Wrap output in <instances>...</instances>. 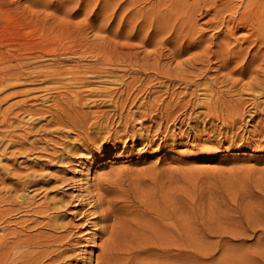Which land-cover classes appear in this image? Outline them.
I'll use <instances>...</instances> for the list:
<instances>
[{"label": "rangeland", "instance_id": "obj_1", "mask_svg": "<svg viewBox=\"0 0 264 264\" xmlns=\"http://www.w3.org/2000/svg\"><path fill=\"white\" fill-rule=\"evenodd\" d=\"M160 2L0 0V77L10 65L25 75L30 67L21 61H32L46 44L51 48L52 41L59 53L66 52L60 57L62 65L71 63L67 61L70 57L80 58V64L91 62L89 45L95 47L99 42L107 58L133 59L136 54L138 59L146 58L145 64L140 61L134 67L106 66L114 75L125 74L128 81L132 75L137 79L133 93L126 89L119 97L122 109L86 102L81 115L67 116L64 107L59 108L65 106L64 96H59L58 106L52 99L62 89L52 88L49 82L28 81L20 75L0 86V99L6 97L0 103V121L8 120L0 123V264H264V96L256 99L259 115L248 121V111L254 108L242 84L251 80V74L240 79L228 71V65L236 64L230 60L224 66L221 53L220 58L210 60L198 56L204 51L202 45H213L223 37L217 39L220 29L207 26L209 18L213 19L212 10L202 8L192 15L197 18L193 24L197 32L188 29L190 34L184 38L199 43L198 47L194 43L191 50L180 49L182 55H173L169 28L178 27L174 11L184 7L175 9L170 0L163 6ZM168 5L173 6L169 16L157 20L158 10L163 12ZM159 22L169 24L162 28ZM237 32L240 36L229 37L231 46L240 45L247 33ZM215 47L212 51L219 52ZM69 48L78 53L70 55ZM137 58L130 60L132 65ZM154 58H160L161 68L153 64ZM191 58L194 66H187L191 82L202 84L211 79L214 91H229L232 85L222 81L221 74L240 79L229 95L232 100L248 101L243 122L231 123L230 110L223 107L225 112L219 117L227 121L207 119L199 112L201 108L194 103L204 94L192 83L182 84L177 74L182 68L177 61ZM49 59L39 58L35 64ZM110 87L117 92L122 88L118 84ZM233 89L240 96H234ZM28 109L37 113L30 117ZM103 110L108 118L92 117L94 111ZM82 112L90 115L88 121H81ZM154 231L158 232L156 239Z\"/></svg>", "mask_w": 264, "mask_h": 264}, {"label": "bare ground", "instance_id": "obj_2", "mask_svg": "<svg viewBox=\"0 0 264 264\" xmlns=\"http://www.w3.org/2000/svg\"><path fill=\"white\" fill-rule=\"evenodd\" d=\"M158 1V0H157ZM169 1V0H168ZM170 1H173L174 3V8L175 6H181V7H184L183 10L181 11H174V20L177 24L178 27H174L173 25H170V26H173L174 27V31L172 29L169 28V31H171V33H173V40L171 41L173 44H171V46L173 45V55H178L180 49H182V51H184L183 49L186 48H190L195 42H192L194 40H187V38L185 39L184 37H186L187 35L189 36V30H194V25H195V19L194 17H192L193 13L194 15H196L197 11L200 12V9H204V11H210L212 10L213 11V16H211L213 19L209 18V28L215 26L217 27L218 29H220V32L217 34L216 38L218 39L220 35H222L223 37L218 39V42L215 43V42H212L213 45H209L207 44V46H201L202 48H204V51L203 49H201L200 52L201 54L198 55V56H201L202 58H204L205 60H210V58L213 56L215 58H220V53L222 54L223 58H224V63L223 65L225 66L226 63H229L230 60L231 62H235V66L230 68L229 65H228V71L232 72V73H235L236 75L240 76L239 78L242 79L247 73L251 74L250 76H247L248 79L250 77V81L246 82V83H243L242 84V87L245 88L246 90H248V93L249 95L251 94L252 97H249V106L250 108H254V110L251 111L249 110L248 112V116L249 119H247L248 121H254L252 120L254 117L257 116V114L259 113L257 110V107L259 105V103L257 104L256 103V99L258 98V96H264V0H170ZM118 2V1H117ZM135 2V1H134ZM166 2L167 0H161L160 2V5L163 6V5H166ZM159 3V2H158ZM168 3V2H167ZM120 5V4H119ZM158 5V4H157ZM165 7V6H164ZM167 7V8H166ZM166 10H164L162 12L161 9L158 10L159 12V16L157 18L160 19L161 16H166V14H168L169 16V13L168 12H171L172 9L170 7L173 8V6L171 5H168L166 6ZM176 9V8H175ZM114 10V9H113ZM196 13V14H195ZM114 14V13H113ZM199 14V13H198ZM194 18V19H193ZM211 19V20H210ZM150 21L153 20V18H150L149 19ZM171 20H169L170 22ZM145 23V22H144ZM161 24V27L164 28V26L167 25L168 22H165V25L164 23L162 24L161 22H159ZM172 23V22H171ZM146 25H151L152 22L150 23H145ZM169 24V23H168ZM174 24V23H173ZM194 24V25H193ZM197 24V23H196ZM205 24V23H204ZM146 25H142L143 27L146 26ZM164 25V26H163ZM175 25V26H176ZM206 25V24H205ZM211 25V27H210ZM140 28V27H139ZM142 28V27H141ZM158 28V27H157ZM184 29L181 30V29ZM214 28V27H213ZM189 29V30H188ZM197 29V28H196ZM215 29V28H214ZM139 30V29H138ZM137 30V31H138ZM198 30V29H197ZM200 30V29H199ZM203 30V29H202ZM202 30H200L201 32H203ZM241 30H245L246 34L244 36H242L243 38L241 39L242 42L240 45H235V46H231L230 45V42H229V37L230 36H240L238 35L239 33L237 31H241ZM181 31L184 33V35H180L181 34ZM196 31V30H195ZM36 32V31H35ZM192 32V31H191ZM197 32V31H196ZM238 34H237V33ZM46 33V32H45ZM236 33V34H235ZM44 34V33H43ZM137 34V33H136ZM193 34V33H192ZM197 34V33H196ZM195 34V35H196ZM204 34V33H203ZM235 34V35H234ZM244 34V33H243ZM119 35V34H118ZM171 35V36H172ZM202 35V34H201ZM192 36V35H190ZM198 36V35H197ZM196 37V36H195ZM194 37V38H195ZM202 37V36H201ZM212 37V36H211ZM210 37V38H211ZM221 37V36H220ZM190 38H193V37H190ZM199 36H198V39L195 38V40H199ZM129 39V38H127ZM212 39V38H211ZM209 39V40H211ZM55 40V39H54ZM148 40V39H147ZM208 40V39H207ZM240 40V38H239ZM50 41V40H49ZM59 41V40H57ZM145 41V40H144ZM187 41L188 42V45L186 44V46L184 47V43H187L185 42ZM200 41V40H199ZM197 41V43L199 42ZM214 41V40H213ZM146 42V41H145ZM179 42V43H178ZM207 42V41H206ZM205 42V44H206ZM235 42V41H234ZM240 42V41H239ZM59 43V42H58ZM85 43V42H84ZM107 43V42H106ZM178 43V46L177 48L175 47V44ZM209 43V42H208ZM211 43V42H210ZM236 43V42H235ZM234 43V44H235ZM49 44V43H48ZM105 44V43H104ZM145 44V43H143ZM199 44V43H198ZM197 44V45H198ZM237 44V43H236ZM246 44V45H244ZM47 45V44H46ZM45 45V46H46ZM51 45L52 47H43L41 50V52H38L37 54H34L33 57H31L32 61H21V64L22 66H28L30 68H28L29 71L26 72L25 75H23V73L18 70V68L15 70V67H13L12 65H10V68H7L5 71L6 73H4L5 75H3L2 77H0V86L6 84L7 80L9 81L10 80H13L15 78H18L19 79V76L20 75H23L25 76V78H28V81L29 79H32V78H35L36 79H40L42 80L43 82H49L52 84V88H58L57 90H60L61 91H58L56 95H54L52 97V99L55 101V104L56 102H58V104H60V98L59 96H64L65 100H63L64 102V105L65 106H61L60 104V107L61 108L60 110H62V107L63 110L65 111V113H67V116L68 114L71 116L72 114L74 115H78L77 112H79V114L81 115V110H82V107L85 105L86 106V102H88V104H91L92 105H97L98 102H100L101 104H104L106 106H110V105H115L117 106L118 105V101H119V97L122 96L124 94V91L126 90L127 93L131 92L133 93L132 89L134 88L133 87V83H134V80H137L134 78V76L132 75L131 79L128 81L127 78H126V75L125 74H120V75H114L112 71L108 70V68H106V66H109V65H112L113 67L114 66H117V65H129V66H136L138 63H140V61L145 64L146 63V58L145 59H138L137 58V55L134 56V58H137V61L135 59V63L132 65V61H130L132 58L130 57V54L128 55L129 58L131 59H124L122 58L123 60H119V58H116V57H112L111 58H107L108 57V54H107V50L104 48L103 46V42H99L97 44H95V47L94 45H89L88 43H86V45H89L90 46V49H91V62L89 63H84V64H80V58L77 60L75 58H69L67 59V61L71 62L69 64H65V65H62L61 64V61L63 60V58H60L61 55H64L63 53H66L65 51H62V52H58V48L57 47V44H55V41H52L51 42ZM128 45V44H127ZM196 45V43L194 44ZM196 45V46H197ZM214 45H217L219 47V52L218 51H212L215 47ZM244 45V46H243ZM15 46V45H14ZM27 46V45H25ZM24 46V47H25ZM216 46V47H217ZM2 47V45H1ZM88 47V46H87ZM193 47V46H192ZM198 47V46H197ZM215 47V49H216ZM218 47L216 50H218ZM3 48V47H2ZM71 48V47H70ZM68 49L66 50L67 53H70V55L72 54H77L78 51H75V50H72V49ZM213 48V49H212ZM1 49V48H0ZM6 49V48H5ZM31 49V47H30ZM86 49V48H85ZM92 49H95V52L94 50ZM194 49V48H192ZM11 50V49H9ZM14 50V49H13ZM45 50V51H44ZM191 50V48H190ZM197 50V49H196ZM16 51V50H15ZM30 50H28L29 52ZM60 51V50H59ZM109 51V50H108ZM181 51V52H182ZM181 52L179 54H181ZM34 53V52H33ZM81 53V52H80ZM89 53V52H88ZM110 53V52H109ZM130 53V52H129ZM132 53V52H131ZM135 53V51L133 52ZM138 53V52H137ZM171 53V52H170ZM187 53H189L187 51ZM216 53V54H214ZM218 53V54H217ZM1 54V52H0ZM7 54V53H5ZM14 54V53H13ZM19 54V53H18ZM23 54V53H22ZM82 54V53H81ZM161 54V53H160ZM184 54V53H183ZM212 54V55H211ZM21 55V54H20ZM33 55V54H32ZM163 55V54H162ZM182 55V54H181ZM2 56V55H1ZM6 56V55H5ZM147 56V55H146ZM160 56V55H159ZM172 56V54H171ZM180 56V55H179ZM12 57H16L15 56H12ZM25 57H30V56H25ZM25 57H22V58H25ZM173 57V56H172ZM201 57H197L196 58H199L201 59ZM2 58V57H1ZM11 58V57H10ZM9 58V59H10ZM21 58V59H22ZM39 58H51L49 59L50 61L44 63V64H41V65H37L35 63H38V59ZM83 58V57H82ZM81 58V60H82ZM133 58V59H134ZM175 58V57H173ZM178 58V57H177ZM195 58V56L193 57V59ZM250 58V59H249ZM132 59V60H133ZM155 60H153V64L155 62L156 63V67L157 68H161V66H159V59L160 58H154ZM192 58L191 59H186L185 61H182V63H176L177 66H179L181 68V65H182V68L179 72H177L178 76L180 77L179 80L180 82H182V84H186V86H188L190 83H192L194 86H195V89L196 90H200L199 92H201V94H204V98H201V99H198L196 97V100L198 102L194 103L198 108H201L199 110V112H201L202 114H204L207 118V116L209 117H216L217 118H220L219 117V114H221L223 112V110L226 108L227 110H230V112H228V118L230 119L231 123L235 124L237 122L241 123L243 122L244 119H242L243 115H244V105H246V102L248 101H244L243 99H239L236 101V100H232L231 98V95H229V92H231V88H233V86L236 85L237 87V83L240 82L237 78V76L235 78L237 79H232L230 80L232 77H229L228 75H225V76H222L224 74H221V77L219 78H223L220 79L222 81H226V82H229L232 86L230 88L229 91H223V90H219V91H214V86H215V83L210 80L208 81H205L204 83L202 84H199L197 82H191L189 79H188V73H187V66H190V64L193 65V63L190 61V60H193ZM196 60V59H195ZM194 60V61H195ZM213 60V59H211ZM9 61V60H8ZM7 61V62H8ZM193 61V62H194ZM29 62V63H27ZM40 62V61H39ZM161 62V61H160ZM176 62V60H175ZM201 63V61H198ZM202 62H204L202 60ZM222 62V61H221ZM221 62L219 64H221ZM18 63V62H17ZM66 63V62H65ZM137 63V64H136ZM197 63V61H196ZM212 63V62H211ZM175 64V63H174ZM206 64V63H205ZM208 64V63H207ZM231 64V63H230ZM234 64V63H233ZM199 66V63L196 64ZM211 65V64H210ZM227 65V64H226ZM256 65V66H254ZM32 66V67H31ZM138 66V65H137ZM144 66V65H143ZM208 66V65H207ZM252 66H254L252 68ZM13 67V68H12ZM18 67V66H17ZM21 67V66H20ZM142 67V66H141ZM139 68L137 70H140L142 68ZM201 67V65H200ZM219 67V66H218ZM221 67V66H220ZM111 68V67H110ZM119 68V67H118ZM117 68V69H118ZM138 68V67H137ZM145 68V67H144ZM151 68V67H150ZM156 68V69H157ZM163 68V67H162ZM223 69V67H221ZM155 69V67L153 68ZM220 69V68H219ZM18 70V71H17ZM27 70V69H26ZM129 70V69H128ZM146 71V74H147V70L146 68L144 69ZM177 70V69H176ZM179 70V69H178ZM177 70V71H178ZM192 70H193V67H192ZM225 70V69H223ZM114 71V70H113ZM141 71V70H140ZM143 71V70H142ZM167 71V70H166ZM190 71V70H189ZM218 71V70H217ZM226 71V70H225ZM129 72V71H128ZM25 73V72H24ZM133 73V72H132ZM141 73V72H140ZM161 73H164V74H167V72H164V71H161ZM171 73V71H170ZM200 73H201V70H200ZM204 73V72H202ZM227 73V72H225ZM143 74V73H142ZM159 74V73H158ZM169 74V73H168ZM167 74V75H168ZM139 75V74H138ZM144 75V74H143ZM22 76V77H23ZM130 76V75H129ZM128 76V77H129ZM145 76V75H144ZM170 76V75H169ZM177 76V77H178ZM220 76V75H219ZM111 77H114V79H111ZM139 77V76H138ZM151 77V76H150ZM166 77V76H165ZM12 78V79H11ZM137 78V77H136ZM145 78V77H144ZM176 78V76H175ZM174 78V79H175ZM191 78V76H190ZM194 78V76L192 77V79ZM215 78V77H214ZM218 78V77H217ZM215 78V79H217ZM141 78H139L138 80H140ZM154 79V78H153ZM173 79V80H174ZM177 79V78H176ZM206 79V78H205ZM203 79V80H205ZM214 79V80H215ZM143 80V79H142ZM145 80V79H144ZM157 80V78H156ZM172 80V81H173ZM220 80H216L217 82H220ZM244 80V79H243ZM242 80V81H243ZM169 81V80H167ZM221 81V82H222ZM164 82V80H163ZM178 82V83H180ZM216 82V83H217ZM220 82V83H221ZM138 83V82H137ZM140 83V82H139ZM177 83V82H176ZM91 84H96L98 85L97 88H90V85ZM118 84L121 88V90L119 92H117L119 89H117V91H115L114 87H110L111 85H116ZM148 84V83H146ZM169 84V82H168ZM10 85H12L10 83ZM108 85V86H107ZM141 85V84H140ZM161 85V84H160ZM171 85V84H170ZM178 85V84H177ZM181 85V84H180ZM227 84H225L226 86ZM229 85V84H228ZM139 86V85H138ZM162 86V85H161ZM166 86V85H165ZM223 86V84H222ZM6 87V86H5ZM10 87V86H9ZM119 87V88H120ZM192 87V86H191ZM216 87V86H215ZM219 87V86H217ZM221 87V86H220ZM239 87V86H238ZM115 88H118V86H116ZM226 88H228V86H226ZM242 88V89H243ZM44 89H49V88H45ZM135 89V88H134ZM133 89V90H134ZM140 91V88L138 89ZM136 90V91H138ZM145 90V89H144ZM151 90V89H150ZM218 90V88H217ZM234 90V89H233ZM238 90V89H237ZM125 91V92H126ZM135 91V92H136ZM138 91V92H139ZM235 91V95L234 96H237L239 95L240 93V88H239V92L234 90ZM54 92V91H53ZM134 92V93H135ZM137 92V93H138ZM242 92V91H241ZM245 92V91H244ZM243 92V93H244ZM247 92V91H246ZM257 92V95L255 96V94L253 95V93ZM50 93V92H49ZM55 93V92H54ZM145 93V92H143ZM148 93V92H147ZM8 94V93H7ZM130 94V93H129ZM128 94V95H129ZM140 94V93H139ZM180 94V93H179ZM188 94V93H187ZM246 94V93H245ZM136 95V94H135ZM143 95V94H142ZM141 95V97H142ZM181 95H183L181 93ZM242 95V94H241ZM248 95V94H247ZM94 96V97H93ZM138 96V95H137ZM136 96V98H137ZM180 96V95H179ZM189 96V95H188ZM191 96V94H190ZM240 96V95H239ZM238 96V97H239ZM140 97V98H141ZM6 97H2L0 99V103L5 100ZM46 98V97H45ZM134 98V97H133ZM139 98V97H138ZM178 98V97H177ZM193 98V99H194ZM241 98V97H240ZM48 99V98H47ZM122 99V98H121ZM156 99V98H155ZM189 99V98H188ZM191 99V98H190ZM203 99V100H202ZM236 99V98H235ZM49 100V99H48ZM135 100V99H134ZM176 100V99H175ZM195 100V99H194ZM247 100V99H246ZM127 101V100H125ZM140 101V100H139ZM147 101V100H146ZM159 101V100H158ZM178 101V100H176ZM133 102V101H132ZM164 102V101H163ZM51 103V102H50ZM173 103V102H172ZM190 103V102H189ZM262 104V102H260ZM137 104V103H136ZM156 104V103H155ZM165 104V102H164ZM176 104V103H175ZM179 104V102H178ZM177 104V105H178ZM257 104V105H256ZM260 104V105H261ZM99 105V104H98ZM120 105V104H119ZM118 105V107H120ZM125 105V104H124ZM139 105V104H138ZM146 105V104H145ZM167 105V104H166ZM56 106H58L56 104ZM115 106L112 108L114 109ZM132 106V105H131ZM175 106V105H174ZM188 106H191L188 104ZM187 106V107H188ZM194 106V105H192ZM195 106V107H196ZM95 107V106H94ZM166 108V106H164ZM222 107L224 109H222ZM123 108V105L121 106V109ZM191 108V107H190ZM193 108V107H192ZM246 108V107H245ZM58 109V108H57ZM116 109V108H115ZM114 109V110H115ZM120 109V108H119ZM120 109V110H121ZM143 109V108H142ZM145 109V108H144ZM156 109V108H155ZM170 109V107H169ZM29 110V109H28ZM34 110V109H33ZM149 110V109H148ZM160 110V109H159ZM166 110H168V106L166 108ZM197 111V109H195ZM169 111V110H168ZM37 113L32 110H29V115H31L32 113ZM140 112V111H139ZM166 112V111H165ZM163 112V113H165ZM191 111H189L190 113ZM198 112V113H199ZM225 112V110H224ZM227 112V111H226ZM63 113V112H62ZM92 113V112H91ZM119 113V112H118ZM171 112H169L170 114ZM197 113V112H196ZM197 113V114H198ZM64 114V113H63ZM82 114H85L82 112ZM93 116L94 115L96 116V120H97V117L99 118L100 117H103V115L105 116L106 115V118H108V115L104 114V110L103 111H94L93 113ZM112 114V113H111ZM160 114V113H159ZM166 114V113H165ZM196 114V115H197ZM201 114V115H202ZM224 114V113H223ZM227 114V113H225ZM224 114V115H225ZM262 114H264V112H262ZM34 114H32L30 117H32ZM79 115V116H80ZM150 115V114H149ZM168 115V113L166 114ZM165 115V116H166ZM193 115V114H192ZM200 115V114H199ZM200 115V116H201ZM247 115V114H246ZM259 115V114H258ZM83 116V117H82ZM80 116L79 118L81 119V121L84 119L86 121L89 120V117L90 115L85 114ZM164 116V117H165ZM190 116V114L188 115ZM203 116V115H202ZM223 116V115H222ZM66 117V116H65ZM78 117V116H77ZM116 117V116H115ZM168 117V116H167ZM199 117V116H198ZM225 117V116H224ZM224 117H221V119H223ZM227 117V115H226ZM5 118V117H4ZM75 118V117H74ZM104 118V117H103ZM105 118V119H106ZM131 118V117H130ZM169 118V117H168ZM201 119V117H199ZM203 118V117H202ZM227 118V119H228ZM7 120V118H5ZM5 119L1 120L0 123H4ZM15 119V118H14ZM58 119V118H57ZM127 119V118H126ZM145 119V117H144ZM172 118H170V121H171ZM209 119V118H207ZM215 119V118H214ZM10 120V119H9ZM71 120V119H70ZM73 120V119H72ZM177 120V119H176ZM206 120V119H205ZM223 120H226L225 118ZM8 121V120H7ZM76 121V120H75ZM149 121V120H148ZM169 121V122H170ZM202 121V119H201ZM204 121V119H203ZM208 121V120H207ZM227 121V120H226ZM10 122V121H9ZM100 122V121H99ZM200 122V121H199ZM229 122V120H228ZM7 123V122H6ZM71 123V122H70ZM73 123V122H72ZM82 123V122H80ZM108 123V122H107ZM118 123V122H117ZM156 123V122H155ZM202 123V122H201ZM209 123V122H208ZM222 123H225L222 122ZM230 123V125H231ZM75 124V123H74ZM89 124V123H88ZM94 124L98 125L97 122H94ZM104 124V123H103ZM204 124V122H203ZM238 124V123H237ZM106 125V123L104 124ZM130 125V124H129ZM224 125V124H223ZM226 125L227 122H226ZM22 126V125H21ZM92 126V125H91ZM99 127L101 126L100 124L98 125ZM18 127V126H17ZM80 127V126H79ZM191 127V126H190ZM230 126H228L229 128ZM233 127V126H232ZM130 128V127H129ZM212 128V127H211ZM104 129V127H103ZM239 129V128H238ZM41 130V129H40ZM99 130V129H98ZM124 130V129H123ZM131 130V129H130ZM40 132V131H39ZM42 132V131H41ZM118 133V132H117ZM203 133V132H202ZM221 133V132H220ZM132 134V133H131ZM117 136V135H116ZM132 136V135H131ZM97 138V137H96ZM117 138V137H116ZM233 139V138H232ZM255 140V139H254ZM31 141V140H30ZM117 173V172H116ZM118 174V173H117ZM108 183V182H107ZM117 184V183H116ZM168 185V184H167ZM122 186V185H121ZM20 190V189H19ZM109 191V189H108ZM170 192V191H169ZM130 193V192H129ZM150 193V192H149ZM10 194V193H9ZM122 194V193H121ZM19 195V194H18ZM110 195V194H109ZM120 195V194H119ZM124 195V194H122ZM116 196V195H115ZM125 197V196H124ZM114 198V197H113ZM23 199V198H22ZM103 199V198H102ZM112 199V197H111ZM116 199H114L115 201ZM122 200L124 201V198L122 197ZM121 200V201H122ZM113 201V200H112ZM118 201V200H116ZM107 202V201H106ZM126 202V201H125ZM122 204V203H121ZM129 205V204H128ZM132 206V205H131ZM132 208V207H131ZM172 209V208H171ZM130 211V210H129ZM131 213V212H130ZM166 213V212H165ZM118 217V216H117ZM125 217V216H123ZM166 217V216H165ZM125 219V218H124ZM116 221V220H115ZM173 223V222H172ZM170 224V223H169ZM135 225V224H134ZM145 225V224H143ZM167 225V224H166ZM141 226V225H140ZM147 227V226H146ZM170 227V226H169ZM147 229V228H146ZM172 230V228H171ZM137 231V230H136ZM139 231V230H138ZM155 232V239L157 237V234H156V231ZM114 233V232H113ZM140 233V232H139ZM138 233V234H139ZM137 234V233H136ZM160 234V232H159ZM165 234V233H164ZM162 233V235H164ZM159 236V235H158ZM159 238V237H158ZM153 239V240H155ZM171 238H169L168 240H170ZM136 241V240H135ZM156 241V240H155ZM166 241V240H165ZM157 242V241H156ZM160 242V241H159ZM168 242H171V241H168ZM157 244V243H156ZM25 245V244H24ZM1 247V246H0ZM142 247V246H141ZM168 250L170 249V246L166 247ZM111 250V249H110ZM113 251V249H112ZM117 251V250H115ZM114 252V251H113ZM116 253V252H114ZM113 253V254H114ZM165 253L167 254V256L169 257L170 255V252L168 251H165ZM119 254V253H117ZM155 254V253H154ZM112 256V255H111ZM116 256V255H115ZM114 257V256H113ZM117 257V260H118V257L119 256H116ZM167 257V258H168ZM171 257V256H170ZM120 258V257H119ZM115 259V258H114ZM113 260V259H112ZM169 260V259H168ZM83 261V260H82ZM121 262V261H120ZM141 262V261H140ZM83 264V263H82ZM158 264V263H157ZM164 264H171L169 261H166V263Z\"/></svg>", "mask_w": 264, "mask_h": 264}]
</instances>
